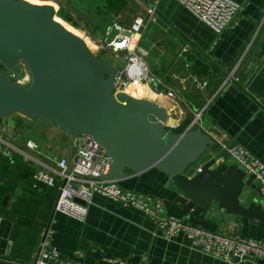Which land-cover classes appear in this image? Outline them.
Returning a JSON list of instances; mask_svg holds the SVG:
<instances>
[{
  "label": "crops",
  "instance_id": "0c3cea01",
  "mask_svg": "<svg viewBox=\"0 0 264 264\" xmlns=\"http://www.w3.org/2000/svg\"><path fill=\"white\" fill-rule=\"evenodd\" d=\"M26 1L54 6L59 14L55 13L54 19L63 28L79 36L87 46L94 43L111 54L102 44L115 33L113 23L129 28L137 17L145 19L136 44L148 51L144 60L160 79L157 89L163 92L166 87H174L181 94L179 107L183 113L171 115L168 125L177 123L185 130L194 113L202 111L199 124L194 126L215 141V146L185 171L186 177H192L196 168L232 139L264 162V0H233L242 9L234 17L233 25L219 36L177 0ZM150 15L156 18L151 21ZM186 44L188 50L182 51ZM124 65L125 62L120 68ZM168 72L189 78L188 90L185 86L178 88L167 77ZM232 78L241 87L235 86ZM194 79L204 85L196 87ZM157 101L169 106L160 95ZM0 138L16 145L30 139L43 158L52 157L49 148L58 149L59 155L69 151V136L54 123L31 119L19 112L0 117ZM221 162L216 160L210 168ZM34 171V163L22 154L15 153L11 158L0 154V259L31 264L46 236L49 245L60 252L50 264H227L190 248L182 234L172 240L156 235L155 223L145 213L99 194L91 198L84 222L53 211L57 187L34 184ZM126 173L122 186L169 201V205L163 202L169 216L185 217L225 236L264 237V220L226 213L215 201L201 219L186 214L172 204L176 191L168 185L169 176L158 168L140 174ZM251 194L252 188L244 185L239 205L247 206ZM258 200L264 208V199Z\"/></svg>",
  "mask_w": 264,
  "mask_h": 264
},
{
  "label": "water",
  "instance_id": "95a60500",
  "mask_svg": "<svg viewBox=\"0 0 264 264\" xmlns=\"http://www.w3.org/2000/svg\"><path fill=\"white\" fill-rule=\"evenodd\" d=\"M17 62L27 67L28 85L5 77L4 69ZM118 71L57 23L51 5L0 0V117L19 112L54 123L69 136V153L75 136L92 135L109 158L104 178L123 181L128 171L162 170L176 191L172 204L188 215L203 218L215 201L226 213L264 220L258 200L260 185L252 182L251 174L245 176L236 164L226 162L235 139L225 143L192 177H186L191 164L215 146L214 139L199 126L188 131L168 129L164 105L114 90ZM167 77L188 90L181 74L168 72ZM232 82L241 87L237 79ZM219 159L222 162L210 168ZM244 185L252 188V194L243 207L238 198ZM0 264L19 263L0 259Z\"/></svg>",
  "mask_w": 264,
  "mask_h": 264
},
{
  "label": "built area",
  "instance_id": "2783aa9c",
  "mask_svg": "<svg viewBox=\"0 0 264 264\" xmlns=\"http://www.w3.org/2000/svg\"><path fill=\"white\" fill-rule=\"evenodd\" d=\"M182 6L189 9L194 16L208 25L215 36L233 25L234 17L242 9L240 3L233 0H177ZM53 11L56 13L54 6ZM153 21L156 16L148 17ZM145 19L137 17L129 28L113 23L115 30L112 36L103 40V47H108L116 57H122L125 65L119 69L116 76L115 87L129 82H145L150 89L164 97L169 106L165 107L168 118L171 115H182L179 107L181 94L174 87H166L161 92L157 89L160 79L151 73L144 57L148 51L136 44L137 35L141 32ZM106 34H109L107 31ZM188 50V44L182 51ZM28 78V75H27ZM228 78H231L229 75ZM186 79V78H185ZM189 78L186 80L188 81ZM17 79L16 83H20ZM196 87H202L204 82L194 79ZM202 111L194 113V118L185 130H191L194 124H199ZM166 126L175 130L177 123ZM37 144L32 140H25L22 144H12L9 140L0 138V154L11 158L15 153H20L27 161L34 163L33 182L57 187L54 211L77 221L86 220L88 205L95 194L118 201L123 206H130L142 211L155 223L156 235H161L167 240L182 234L189 242L192 249H198L206 255L213 256L231 263L233 261H261L264 264V237H231L214 230H206L196 223L190 222L185 217H173L166 214V207L160 198H153L122 186L120 180L104 178L110 165L109 158L104 148L92 135H77L72 140V149L65 154L52 157H41ZM224 147V146H223ZM230 156L245 176L252 175V182L259 184L258 196L264 199V162L254 156L247 148L235 144L228 149ZM200 170V167L195 169ZM35 260L31 264H50L55 261L60 252L49 245L46 236L41 240Z\"/></svg>",
  "mask_w": 264,
  "mask_h": 264
},
{
  "label": "rangeland",
  "instance_id": "374dc122",
  "mask_svg": "<svg viewBox=\"0 0 264 264\" xmlns=\"http://www.w3.org/2000/svg\"><path fill=\"white\" fill-rule=\"evenodd\" d=\"M55 14V13H54ZM57 15H59L56 12ZM92 52V51H91ZM95 56H97L99 59L101 60H106L110 63H112L115 67L120 68V66L123 65V63L125 62L124 60H122V57L120 58H115L114 54L109 53L107 50L105 49H101L98 52H92ZM4 74L5 77L8 81L11 82H15L16 80L19 79L21 84L24 85H28L30 83V78H29V74H28V70L25 64H23L22 62H17V65L14 66L11 69L5 68L4 69ZM28 75V78H27ZM123 89L122 85H117L114 90H121ZM158 100V97H157ZM51 149V155H58V149H56L55 147L53 148H49ZM206 155V154H205ZM227 162L229 163H234L233 160L230 158Z\"/></svg>",
  "mask_w": 264,
  "mask_h": 264
},
{
  "label": "bare ground",
  "instance_id": "6f19581e",
  "mask_svg": "<svg viewBox=\"0 0 264 264\" xmlns=\"http://www.w3.org/2000/svg\"><path fill=\"white\" fill-rule=\"evenodd\" d=\"M26 1V0H25ZM28 2V1H27ZM30 3V2H29ZM50 6V5H49ZM55 15V14H54ZM55 20V19H54ZM56 21V20H55ZM57 22V21H56ZM58 23V22H57ZM62 26V25H61ZM69 31V30H68ZM72 33V32H71ZM77 36V35H76ZM79 37V36H78ZM80 38V37H79ZM82 40V39H81ZM83 41V40H82ZM84 43V41H83ZM84 45H86L84 43ZM87 46V45H86ZM87 48L92 51V52H98L99 50H101L102 48L99 47L98 45H95L94 43H89ZM124 92H126L127 94L134 96V97H142V98H147L151 101H157V97L158 95H156V93H153L152 90L150 89V87L144 83V82H133V81H129L127 82L123 89ZM158 102V101H157ZM229 160V159H228ZM227 160V161H228Z\"/></svg>",
  "mask_w": 264,
  "mask_h": 264
},
{
  "label": "trees",
  "instance_id": "16d2710c",
  "mask_svg": "<svg viewBox=\"0 0 264 264\" xmlns=\"http://www.w3.org/2000/svg\"><path fill=\"white\" fill-rule=\"evenodd\" d=\"M184 129H181L180 127H177L175 131H183Z\"/></svg>",
  "mask_w": 264,
  "mask_h": 264
}]
</instances>
